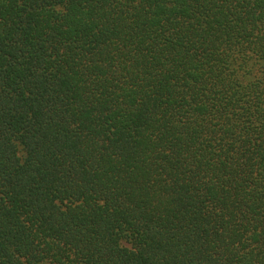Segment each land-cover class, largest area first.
Returning a JSON list of instances; mask_svg holds the SVG:
<instances>
[{
    "label": "trees",
    "instance_id": "16d2710c",
    "mask_svg": "<svg viewBox=\"0 0 264 264\" xmlns=\"http://www.w3.org/2000/svg\"><path fill=\"white\" fill-rule=\"evenodd\" d=\"M0 264H264V0H0Z\"/></svg>",
    "mask_w": 264,
    "mask_h": 264
}]
</instances>
